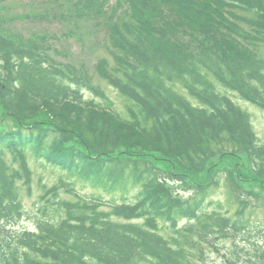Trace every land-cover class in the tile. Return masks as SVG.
<instances>
[{
  "label": "trees",
  "instance_id": "obj_1",
  "mask_svg": "<svg viewBox=\"0 0 264 264\" xmlns=\"http://www.w3.org/2000/svg\"><path fill=\"white\" fill-rule=\"evenodd\" d=\"M54 2L24 15L62 26L54 32H15L0 14V121L11 122L0 124V264H198L196 250L218 251V241L250 230L264 143L228 92L264 111V0ZM98 28L115 68L101 61L96 70L128 119L85 100L88 67L56 44L57 32L82 40ZM28 157L110 196L108 207L51 188L35 230L18 229ZM223 180L234 215L206 211ZM246 256L225 261L264 264V236Z\"/></svg>",
  "mask_w": 264,
  "mask_h": 264
},
{
  "label": "rangeland",
  "instance_id": "obj_2",
  "mask_svg": "<svg viewBox=\"0 0 264 264\" xmlns=\"http://www.w3.org/2000/svg\"><path fill=\"white\" fill-rule=\"evenodd\" d=\"M54 1L55 0H0V14L10 20L8 22L9 25L7 24L5 28L12 31L14 30L18 33L22 32L25 35H27L33 28L35 29V32H41L45 29L49 32H54L62 29V26H60L59 29L58 25L47 26L45 25V22L34 21V19H26V17H24L25 14L30 12L33 6L41 9L48 5H55ZM91 29L95 28L93 27ZM103 32V29L98 28L97 37H95V35H89L85 36L82 40L76 36L65 38V36L62 35L63 37H61L60 32H57L59 40L56 41V44L58 49L67 57L73 59L77 63H84L88 67L94 90H84L83 94L85 100H94L104 107L111 104L112 109L116 113H119L122 117L128 119L129 114L125 109V104L127 103L124 101V98H122L119 93L111 87L109 82L102 78L96 70V65L101 61L105 62L107 67L106 70L108 72H112L113 68H115L112 50L109 48V38L107 35H103ZM261 55L264 57V48L261 50ZM228 94L237 105L248 112L259 142L264 143V111L258 106L239 98L236 94L230 92H228ZM0 124H3V127H7L11 122H4L2 120L0 121ZM7 161L11 162V155H7ZM27 161L31 170V181L28 186L24 187L21 185V182L19 183L25 209V215L19 222V228L34 230V221L36 216L39 215L38 209L44 204L42 197L50 188L58 189L59 195L66 199H73L74 194H78L79 197L87 199H93L98 196L102 197L105 201L110 199V196L102 194L101 191L92 189L89 186H84L75 179L68 178L63 171L57 168H52L45 162L34 161L30 157H28ZM222 182L223 186L214 190L211 194L209 201H212L213 203L212 205H208L206 211H208L207 213L216 212L220 214L234 215L239 204L238 202L236 203L233 195L228 193L227 187L224 186V182H228V180H223ZM64 183L68 184L73 192L67 193V187H61ZM175 186L176 185L171 183L168 185V187L172 188L173 194H177L173 190ZM254 189V192H259L256 187ZM179 191H182V189ZM178 196L182 199H186L189 195L186 192H180ZM47 198H51V195H48ZM252 203L256 208H254L252 212L253 215H251L250 230L244 231L243 233L240 232L237 236L230 239L218 241V251H215L213 248L209 249L207 245L204 247V251L196 250L195 261L198 264H227L225 261L226 257L233 259L238 258V263H243L247 257L246 253L252 252L254 246L261 244L264 232H259L252 226L257 223L259 224L260 229L264 231V195H262L257 202L251 200L249 205L252 206ZM218 205L220 206L218 207ZM161 234L167 237L171 235V231L161 230ZM244 235L247 239L246 241L241 240ZM208 240L211 239L208 237ZM200 256H202L201 259H199Z\"/></svg>",
  "mask_w": 264,
  "mask_h": 264
}]
</instances>
